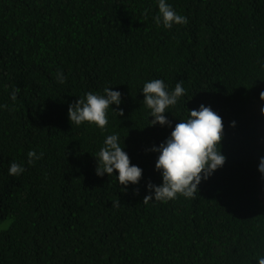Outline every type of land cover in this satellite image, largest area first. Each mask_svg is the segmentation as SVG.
Returning <instances> with one entry per match:
<instances>
[{"label": "trees", "instance_id": "obj_1", "mask_svg": "<svg viewBox=\"0 0 264 264\" xmlns=\"http://www.w3.org/2000/svg\"><path fill=\"white\" fill-rule=\"evenodd\" d=\"M166 3L188 23L157 26L158 0H0V264H257L264 257V146L250 116L264 102V0ZM153 79L169 92L178 81L186 89L165 113L171 126H150L142 88ZM105 88L121 93L107 130L70 124L69 104ZM200 104L222 117L225 164L195 198L144 203L154 196L147 183H162L159 153L150 149ZM120 109L122 116L113 111ZM112 134L143 170L126 189L115 170L95 174ZM29 151L43 156L29 164ZM13 162L21 175L8 174Z\"/></svg>", "mask_w": 264, "mask_h": 264}, {"label": "clouds", "instance_id": "obj_2", "mask_svg": "<svg viewBox=\"0 0 264 264\" xmlns=\"http://www.w3.org/2000/svg\"><path fill=\"white\" fill-rule=\"evenodd\" d=\"M157 26L163 24L166 29H171L173 25H186L188 19L178 14L166 0H158V13L153 17ZM59 83L65 82L63 73H57ZM183 82L178 81L174 90L169 92L162 79H153L143 85V103L150 109V126L157 124L161 126H171V121L167 119L165 113L167 109L175 106L178 100L186 95ZM104 89V94H94L88 92L84 97L79 98L74 103L69 104L67 117L70 124L79 126L83 123L94 124L101 131L107 130V113L110 105L119 106L121 103V93ZM20 89L16 88L11 94L13 101L17 98ZM259 99L264 101V91L259 93ZM4 107H7L6 105ZM119 116L123 115V110H113ZM261 116H264V107L260 108ZM236 122H230V127H235ZM224 139V123L222 117L211 109L210 106L200 104L198 109L189 110L186 120H179V123L172 129L170 136L158 146H153L150 151L159 153L155 161V170L160 172L162 183L157 186L149 181L147 189L154 193L145 195L144 203L149 201H159L167 203L175 200L178 196L186 199L195 198L198 192V185L202 180H207L217 169L223 167L226 157L221 154V142ZM28 163L33 164L42 158L35 151L27 153ZM97 166L95 174L103 176L113 175L115 170L118 173L119 185H136L142 177V169L132 165L128 154L123 150L118 135H108L104 140V146L95 157ZM25 171L20 164L13 162L8 170L10 176H19ZM258 171L264 178V157H260ZM138 191V190H137ZM119 201H114L113 206H119ZM257 264H264V257L259 258Z\"/></svg>", "mask_w": 264, "mask_h": 264}, {"label": "rangeland", "instance_id": "obj_3", "mask_svg": "<svg viewBox=\"0 0 264 264\" xmlns=\"http://www.w3.org/2000/svg\"><path fill=\"white\" fill-rule=\"evenodd\" d=\"M261 107H264V102H258L254 104L250 112V116L254 120V123L256 124L257 128L259 129L261 135V143L264 146V116H261L260 114ZM260 182L262 186L261 197L264 200V178H262V176H260Z\"/></svg>", "mask_w": 264, "mask_h": 264}]
</instances>
